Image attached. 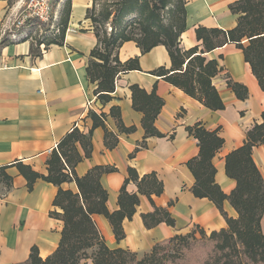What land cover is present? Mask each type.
Here are the masks:
<instances>
[{"label":"crops","instance_id":"1","mask_svg":"<svg viewBox=\"0 0 264 264\" xmlns=\"http://www.w3.org/2000/svg\"><path fill=\"white\" fill-rule=\"evenodd\" d=\"M234 1L189 0L180 47L199 46L202 49L195 36L198 26L233 28L236 16L230 13L228 6ZM91 4L92 0H71L67 27L77 31L65 33L64 45H50L44 49L43 44L38 47L36 41L24 38V34L18 35L15 41L2 37V22L12 5L7 0H0V167L8 166L5 173L11 177L10 186L0 183V264L24 262L32 247L38 249L42 258L57 248L63 222L51 217L50 212L61 213L52 205L58 188L38 179L29 190L16 164L46 175V161L50 156L46 152L53 150L74 127L88 133L92 127L89 111L106 115V128L117 134L118 144L113 149H106L104 129L95 128L91 136V156L76 165V175L82 177L95 166L113 167V172L100 177V183L108 193L107 209L113 212L118 209L117 198L129 167L139 176L155 173L163 184V192L152 196L153 205L167 208L175 219L174 227L161 223L146 229L141 214L152 212L153 206L146 196L140 195L132 219L122 223L124 239L116 241L107 219L95 214L93 221L109 249L120 248L142 256L155 243L187 233L192 227L202 228L207 233L226 227L212 202L195 198L191 193L194 178L187 163L198 155L199 148L197 140L186 128L201 124L209 131L219 129L224 144L212 159L216 169L214 179L221 190L229 194L235 182L225 175V156L242 146L246 132L261 123L264 111V92L242 52L235 45L226 44L205 54L207 59L217 60L221 68L212 79V85L218 91L224 109L212 111L182 90L150 74L161 66L170 67L164 46H155L141 54L134 42H126L119 50V60L125 62L137 57L140 70L118 74L111 99L102 104L94 96L95 84L88 82L85 70L89 53L96 45L94 33L88 27L90 21L85 19ZM34 32L39 31L27 33L32 35ZM227 80L246 86L248 98L244 101L236 99L227 87ZM134 84L146 92L155 85L156 94L163 99L164 105L154 126L164 136L146 138L145 147L130 158L144 137L142 114L132 108L129 87ZM114 106L120 109L124 126H134V132L118 133L114 119L109 116ZM252 158L264 177V145L253 147ZM61 188L77 191L74 182L63 183ZM126 191L136 193V184L129 182ZM223 209L228 216H236L228 202H224ZM81 264H92V261L85 259Z\"/></svg>","mask_w":264,"mask_h":264},{"label":"trees","instance_id":"2","mask_svg":"<svg viewBox=\"0 0 264 264\" xmlns=\"http://www.w3.org/2000/svg\"><path fill=\"white\" fill-rule=\"evenodd\" d=\"M66 1L56 23L57 35L51 34L38 40V47L40 44L44 45V49L50 45H64L71 9V0ZM186 3V0H104L99 16L103 26L109 25L110 31L103 27L101 31L94 32L96 45L89 53L85 69L88 82L95 84L93 94L98 101L104 104L111 99L118 74L140 70L137 57L125 62L119 60L120 48L130 41L136 44L141 54L155 46H164L170 67L161 66L150 74L182 90L212 111L224 109V103L212 85V79L221 68L217 60L207 59L205 54L226 44H233L242 52L244 61L249 64L258 86L264 92V0H236L231 3L228 9L236 16V25L231 29L198 26L195 36L202 49L199 46L189 49L180 47V37L186 29ZM94 7L95 0H92L85 15L91 23L97 22L90 14ZM165 13L169 14L167 22L163 20ZM129 17L133 20L121 27L122 21ZM135 27L138 34L132 31ZM226 84L236 99L244 101L248 98L246 86L231 80H227ZM129 89L132 108L142 114L141 127L144 130L143 141L129 155L131 158L145 147L146 138L164 136L154 126L164 101L156 94L155 85L150 92L136 84ZM109 116L114 119L118 133L128 135L135 131L134 126H124L118 107H112ZM88 117L92 121L88 133L84 134L74 127L58 142L46 161V175L31 170L29 166L16 164L29 190L38 179L58 188L52 205L61 213L54 210L50 216L63 222L60 241L51 255L42 258L38 249L32 247L27 260L16 264H80L85 259H91L92 264H264V177L252 158L253 147L264 145V111L261 123H256L246 132L242 146L225 156V175L235 182L229 194H225L214 179L216 169L212 159L224 144V139L218 134L219 129L209 131L201 124L186 128L188 134L197 140L199 148L198 155L187 163L194 178L191 193L195 198H206L212 202L226 227L209 234L196 227L187 234L155 243L142 256L120 248L109 249L92 216H104L115 240L120 241L125 237L123 221L132 219L139 196L144 195L151 202L153 211L141 214L143 226L151 229L164 223L174 227L175 219L168 209L158 208L152 202V196L163 192V184L155 173L139 176L135 169L129 167L117 198L118 209L110 212L106 206L108 193L101 185L100 177L113 172L114 168L95 166L82 177L75 173L76 165L91 156V136L95 128L104 129L106 149H113L118 144L117 134L106 128L104 113L89 111ZM7 167H0V183L10 186L11 177L5 173ZM66 182H74L77 191L62 189L61 185ZM129 182L136 184V193L126 191ZM224 202H228L235 211V217L228 216L224 211ZM197 247H201L202 252L193 259L191 254ZM89 250H93L90 255Z\"/></svg>","mask_w":264,"mask_h":264},{"label":"built area","instance_id":"3","mask_svg":"<svg viewBox=\"0 0 264 264\" xmlns=\"http://www.w3.org/2000/svg\"><path fill=\"white\" fill-rule=\"evenodd\" d=\"M56 0H20L13 5L5 15V22L2 25L1 35L10 40H17V36L30 30L41 31L45 27L53 28L57 20L53 11V4ZM75 28H66L65 33H75ZM41 47H43L41 45ZM53 150H48L47 155H51Z\"/></svg>","mask_w":264,"mask_h":264},{"label":"rangeland","instance_id":"4","mask_svg":"<svg viewBox=\"0 0 264 264\" xmlns=\"http://www.w3.org/2000/svg\"><path fill=\"white\" fill-rule=\"evenodd\" d=\"M19 1L20 0H7V2H8V4L9 5H15V4H18L19 3ZM187 1V3L189 2V0H186ZM62 2V3H61ZM66 0H56L55 2H54V4H53V11L58 15V17H57V19L59 18L60 19V16L62 15V13H63V11H64V8H65V6H66ZM60 3H61V5H60ZM104 3V0H95V7H94V10L93 11H91V13L90 14H92V16L93 17H95L96 19H97V22L96 23H91V21L89 22V25H88V27L90 28V30L94 33L96 30H98V31H101L102 30V28L103 27H105L106 28V30H107V32H109L110 31V28H109V25L107 24V25H105L104 24V26H103V23L101 22V19H100V16H99V11H100V9H101V6H102V4ZM186 3V4H187ZM11 6V7H12ZM10 7V8H11ZM91 7V6H90ZM89 7V8H90ZM9 8V9H10ZM13 8V7H12ZM8 9V10H9ZM9 13V12H8ZM7 14V13H6ZM56 15V16H57ZM132 17H129V18H125L123 21H122V25H121V27H123L124 26V24H127V23H129V22H131L133 19H131ZM168 18H169V14L168 13H165L164 15H163V20L165 21V22H167V20H168ZM59 19H58V22H59ZM5 22V18L3 19V22H2V24ZM58 22H56L57 24H58ZM56 23H55V25L53 26V28H49V27H45V28H43V33H40V32H34L32 35H30V34H27V37H24V38H28L30 41H32V42H37V40H42V39H44V37H47V36H50L51 34L53 35V36H55V34L57 35V32H58V26L56 25ZM4 25V24H3ZM2 28V27H1ZM45 29H48V30H46L45 31ZM134 33H137L138 34V31H137V29H136V27L132 30ZM30 32H33V30H30ZM135 37L137 38V36L135 35ZM43 46V45H42ZM44 47V46H43ZM196 229V227H192V228H190V231L189 232H191V231H193V230H195ZM198 229V228H197ZM202 229V228H201ZM204 230V229H203ZM205 231V230H204ZM189 232H187V233H189ZM187 233H184V234H187ZM184 234H182V235H184ZM206 234H209V233H207L206 232ZM196 236L198 237V234L196 233ZM201 247H197L196 249H195V251L191 254L192 256H193V259L195 258V257H199L200 255H201V252H202V250L200 249ZM92 251L93 250H91V251H89V253H88V255H90L91 253H92ZM150 251V250H149ZM148 251V252H149ZM81 264V263H80Z\"/></svg>","mask_w":264,"mask_h":264}]
</instances>
